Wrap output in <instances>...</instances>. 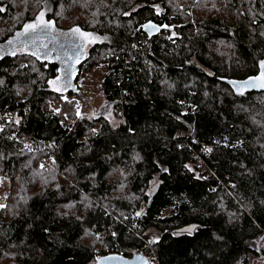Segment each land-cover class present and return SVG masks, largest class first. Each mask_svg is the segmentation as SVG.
<instances>
[{
	"label": "trees",
	"instance_id": "trees-1",
	"mask_svg": "<svg viewBox=\"0 0 264 264\" xmlns=\"http://www.w3.org/2000/svg\"><path fill=\"white\" fill-rule=\"evenodd\" d=\"M0 7V176L9 180L0 264H96L145 251L157 264H250L260 254L264 264V91L241 95L223 82L261 70L264 0ZM41 11L57 42L37 59L8 41ZM149 22L160 30L150 34ZM75 27L103 37L79 63L61 47ZM96 63L106 68L99 91L114 126L76 114L87 99L80 82ZM68 65L62 95L73 99L63 101L49 81Z\"/></svg>",
	"mask_w": 264,
	"mask_h": 264
},
{
	"label": "snow or ice",
	"instance_id": "snow-or-ice-1",
	"mask_svg": "<svg viewBox=\"0 0 264 264\" xmlns=\"http://www.w3.org/2000/svg\"><path fill=\"white\" fill-rule=\"evenodd\" d=\"M4 8L0 7V12H3ZM135 11V9L133 10ZM157 13H159V8H157ZM124 15H131V13H124ZM45 14L43 11L39 13L36 20L31 23H26L23 25V31L17 32L16 36L17 39L15 41L9 40V44H19L22 48L27 47H33L36 50L33 51V55H36L37 59H40L41 56L39 55V48H47V44L44 43L45 40H47L49 43H56L57 37L52 35V32L55 31L54 22L50 20H45L44 18ZM145 30H148L151 34V32L156 31L158 32L160 29L149 22L146 25H142ZM165 28H167V25H164ZM70 37H75L74 40L71 41L70 45H64L61 44V47H71L74 55L73 56H67V53H64V56L67 58V60H75L76 63H79L80 55L83 54V49L87 44H94L97 42V37L94 36L92 33H87L81 31L79 27H75L71 30L70 33L66 34ZM21 37H28L27 40L20 39ZM171 38V37H169ZM104 39H107L105 37ZM76 41H80V43H77ZM2 51V50H0ZM44 58H49V53L45 52ZM61 62L64 63L65 60L62 58ZM69 72L65 74L63 78L58 77L56 80L49 81V83L53 86V91L56 92H63L68 87H71L70 79H71V69L72 66L68 65ZM260 75L256 77L249 78L248 81L237 83V82H230L232 83L236 88L237 91L240 92L242 95L243 92L240 91L241 89H248V88H262L264 89V61L260 62ZM2 83V82H0ZM66 99V97H65ZM77 109L79 110V105L77 104ZM57 113H59V109L55 110ZM16 123H19V121H16ZM0 131H3V128L0 127ZM25 147H29L28 145H25ZM208 152H211L212 149H207ZM43 167V165H41ZM200 178V177H197ZM0 207H3V205H0ZM139 215V213H137ZM191 230H189L190 232Z\"/></svg>",
	"mask_w": 264,
	"mask_h": 264
},
{
	"label": "rangeland",
	"instance_id": "rangeland-1",
	"mask_svg": "<svg viewBox=\"0 0 264 264\" xmlns=\"http://www.w3.org/2000/svg\"><path fill=\"white\" fill-rule=\"evenodd\" d=\"M155 8H156V12H157V8H159V13L162 11L161 8L159 7V5H157ZM70 32L71 31H68L67 33H70ZM93 35L97 37V42L103 40V37L97 36L95 34H93ZM21 39L26 40V38H21ZM44 43L47 44V47L49 49L51 47H53L52 45H50V43L48 41L44 42ZM92 45L93 44H87L86 48H89ZM29 49L31 51L36 50L33 47H29ZM39 50H40V48H39ZM105 72H106L105 66L97 64V63L92 64V66L88 68L87 73L84 75L82 81L80 82L81 92H82V94L86 95L87 99H80V100L76 101V114L78 116L87 117V118H92V117L100 114V115H103L108 120V122L114 126V125H117L119 123V119H117V117L115 116L113 111L105 104L102 96L100 95V91H99V84H100L102 77L105 74ZM65 91H63V92H65ZM59 93H60V95H62V92H59ZM65 97H66V99H65ZM60 98H62L63 101L73 99V98L68 97L66 95H62V97H60ZM77 104L79 105V110L77 109ZM52 106L54 109H58L60 106L59 100L57 99V100L53 101ZM116 115H117V113H116ZM45 145H47V144H45ZM44 161H45V158H42L41 164H43ZM59 174L62 175V173H59ZM8 186H9L8 178L4 177V176H0V205H4V203H5V197L8 193ZM155 186H156V184L153 187H155ZM261 241L263 242V245H261V247H264V236L262 237ZM141 255L144 258L148 257V255L146 256V252H145V254L142 252ZM260 255H258V256L251 255L250 256V264H258L259 263L258 261L261 259ZM146 260L148 262V259H146Z\"/></svg>",
	"mask_w": 264,
	"mask_h": 264
},
{
	"label": "water",
	"instance_id": "water-1",
	"mask_svg": "<svg viewBox=\"0 0 264 264\" xmlns=\"http://www.w3.org/2000/svg\"><path fill=\"white\" fill-rule=\"evenodd\" d=\"M260 71L256 76L260 75ZM256 76H253V77H256ZM248 80H249V78H247L243 81H238L237 83H242V82H245ZM223 82H225L226 84H228L232 88L234 87V90H237V88L232 83H230V82H233L232 80H230V81L223 80ZM240 91H242L243 94H245L246 92H249V91H259V92L264 91V89H262V88H248V89H241ZM96 264H148V262L141 254H135L132 258H125L121 255L110 254V255H105V256H101L100 258H98L96 261Z\"/></svg>",
	"mask_w": 264,
	"mask_h": 264
},
{
	"label": "built area",
	"instance_id": "built-area-1",
	"mask_svg": "<svg viewBox=\"0 0 264 264\" xmlns=\"http://www.w3.org/2000/svg\"><path fill=\"white\" fill-rule=\"evenodd\" d=\"M150 245V243H149ZM146 252V256L148 255V257L146 259H148V263H152V264H157L156 262V258H155V254L153 253V251L149 252V251H145ZM144 252V254H145Z\"/></svg>",
	"mask_w": 264,
	"mask_h": 264
},
{
	"label": "flooded vegetation",
	"instance_id": "flooded-vegetation-1",
	"mask_svg": "<svg viewBox=\"0 0 264 264\" xmlns=\"http://www.w3.org/2000/svg\"><path fill=\"white\" fill-rule=\"evenodd\" d=\"M22 38H25V37H22ZM17 39V38H16Z\"/></svg>",
	"mask_w": 264,
	"mask_h": 264
}]
</instances>
